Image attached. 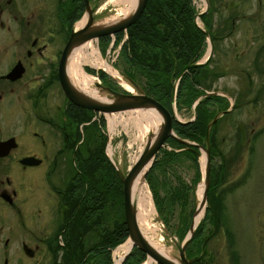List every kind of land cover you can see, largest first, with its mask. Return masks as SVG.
I'll list each match as a JSON object with an SVG mask.
<instances>
[{
  "label": "rangeland",
  "instance_id": "374dc122",
  "mask_svg": "<svg viewBox=\"0 0 264 264\" xmlns=\"http://www.w3.org/2000/svg\"><path fill=\"white\" fill-rule=\"evenodd\" d=\"M152 1L155 2L156 0ZM92 2L94 6L91 8L93 17L96 18L95 21L112 13L117 7L108 0H92ZM187 3L192 9V18L202 27V23L197 18L196 13L198 14L202 10L203 0H188ZM50 8L52 9L53 5ZM33 9L36 10V7L34 6ZM82 9L84 10V7ZM222 13L225 20L233 18L235 20L234 25H237V27L234 26V30L229 35H225V39L217 42L214 56H210L209 59L198 66L207 64L206 73L201 78L208 85V88H203L202 90L222 94L227 101L225 103L226 108L217 110L215 113L219 116L213 128L215 144L221 155L220 163H223V168L226 171L225 176L223 172L221 174L222 178L220 177L215 187H212L209 197L206 190L204 214L199 220V224L202 223L203 225L201 235L195 238L193 235L197 228L195 227L191 238L185 246L184 255L186 258L191 259L189 264H264V7L255 9V5L252 4L244 5L243 9L241 7L232 9L223 7ZM81 18L79 16L76 22ZM76 22L73 29H75ZM125 29L114 32L112 36L103 35V37L108 36L112 40L109 41L107 39L105 44H103L105 38H101L98 43L97 40H91L96 45L99 56L115 69L121 79L109 74L104 67H96L85 63L81 65V68L83 71L84 67L93 68L95 73L84 72L99 83L97 72L102 70L107 74L105 83L108 85L104 84L105 87L118 92L125 89L127 92L133 93L135 92L134 88L123 75L126 72L127 63L123 56L120 55L122 42L115 40V35L118 32H122V38L126 35ZM250 35L252 37H248ZM206 57L207 53L204 52L194 62L202 61ZM191 75L193 78H198L200 72L189 76ZM136 76L139 83L143 84L148 81L145 75L140 76L137 74ZM192 76L190 80H192ZM124 83L129 85L131 90L126 89ZM94 85L93 87L98 88V93H105L98 85ZM201 97L203 95L200 94L193 103L198 102ZM15 104L14 115L12 114L5 122L1 121L0 128L6 130L4 134H21V141L27 144L31 142L30 130L31 126L33 128L35 125L34 117L31 121V126L25 125L20 114L22 103L16 101ZM194 106L192 108L191 105V108L186 107V109L184 106H180L179 110L173 109L174 118L179 123L193 121L196 117ZM136 110L129 109L110 113L114 116L113 123L110 124L106 118L107 113L104 115L106 119H104V132L105 135L107 134V145L105 142L104 151L107 157H110L121 171L127 169L130 165L129 160L132 154L137 152L139 148L141 149L146 138L153 134L152 126H149L143 134L144 142H141L138 138L145 122L144 120L140 121L141 127L136 126L139 121L134 119ZM85 124L86 131L90 132L88 135L91 139L90 147L92 148V144H94V148L97 149L101 142L100 129L94 125L90 130L93 122L87 121ZM207 124L208 121L205 122L204 131ZM159 125H161V122ZM210 127H208L207 133H209ZM82 131L84 135L85 131L83 128ZM4 134L0 135V137ZM164 140L161 147L169 150L173 149ZM108 145L112 148L111 152L108 151ZM36 147L37 145L34 144V148ZM196 153L198 154L196 163L187 155H174L167 164L160 167L162 169H157L152 174H149L150 178L148 180L144 178L146 187L151 195L150 197H152L153 208L156 209L154 210V220L159 229L158 233L162 236L166 246H170L174 259H177L176 244L181 242L184 236L182 234L186 227H189L194 209L195 186L201 180L203 174L204 151L200 149ZM4 162L8 164V160ZM218 164L219 158L214 155L209 160V179L211 175L210 167H214V171H216L219 168ZM13 167L11 165L9 169L0 171V179L3 182V174L5 172L11 173ZM13 172L15 174L11 175V177L13 176L20 188L16 208H19L23 213L35 211L36 207L46 210V199L43 196L45 194L44 186L40 187L41 183L39 182L38 187L29 197L27 190L22 186L21 182L23 179L20 174ZM147 172L148 170H146L143 177H146ZM107 195H109V198L106 201H102V205L98 210L96 209L93 226L86 229L83 234L84 247L91 244L94 245L97 242V230L101 226H106L108 231L116 223L125 222L122 186L119 195L112 193V191ZM39 196L41 198L37 199ZM210 202L215 203V206L217 205L216 208L213 205L211 215L206 210ZM217 207L219 208L217 209ZM11 210V207L2 202L0 203V238L13 231L18 233L17 231L22 230L20 228L22 224L19 223H24V220L9 217L12 216L9 213ZM213 213L215 216H213ZM80 222L83 223V221ZM85 225L88 226L87 221L83 224V227ZM68 228L69 224H67L65 230H68ZM22 236L23 234L10 236V242H14L12 250H9V248L8 250H2L0 248V264H2L3 256L9 260L12 258V261H14L13 258L16 254L22 253L17 246V241ZM13 239L15 240L13 241ZM125 239L115 243L109 249L108 255L112 262L111 264H115L117 261H115V257L113 258L112 251L119 247ZM65 249L60 257L62 262L64 260L63 255L65 256ZM83 257L84 253L81 260ZM47 258L50 260V257ZM56 259L53 257L52 261L47 260L45 264L53 263ZM122 260H119V262L121 263ZM145 260L147 258L141 259L138 264H142ZM84 263L92 264L91 261L85 262V260L79 263L76 261L75 264ZM152 263L155 264L154 261L150 264Z\"/></svg>",
  "mask_w": 264,
  "mask_h": 264
},
{
  "label": "flooded vegetation",
  "instance_id": "af4514ba",
  "mask_svg": "<svg viewBox=\"0 0 264 264\" xmlns=\"http://www.w3.org/2000/svg\"><path fill=\"white\" fill-rule=\"evenodd\" d=\"M87 2L94 6L92 0ZM249 4L255 5V9L263 8L264 0H203L202 10L196 13L202 27L192 20L204 43L199 56L204 52L214 56L217 42L234 30L235 20L224 19L223 7L243 9ZM80 5L84 7L83 0H0V122H5L15 112L16 101L22 103L20 114L24 124L31 126L33 117L35 122L30 130L31 142L27 144L21 141V134H4L6 130L0 128V135L4 134L0 141L13 138L15 144L0 156V171L13 165V171L23 179L21 183L28 196L31 197L40 182L46 199V210L36 207L35 211L23 213L16 208L20 188L11 177L15 173L3 174L4 182L0 179V203L12 208L9 212L12 216L9 217L24 220V223H19L23 231H13L0 238V248L12 250L14 242H10V236L23 234L17 241L22 253H17L14 261L3 256L2 264H45L49 260L47 257H50L49 261L57 258L50 264H69L66 256L63 255V262L60 257L65 248L73 247V240L76 242L75 259L79 247L85 251L93 245L84 247L83 235L81 239L70 236L67 243L63 234L71 218H74V226H78L80 221H83L82 225L87 221L88 226L83 227V233L95 221L96 149L94 144L90 147V132L84 126L87 121L93 122L90 130L94 125L100 129L102 154L111 166L110 160L113 161L104 151L107 135L104 132L105 113L72 103L60 83L63 78L69 82L71 50L64 56L62 54L69 30L78 19ZM102 37L96 39L97 43ZM108 39L111 40L110 37ZM125 39L126 35L120 42ZM25 158L32 162L21 163ZM7 160L8 164L4 162ZM87 255L90 256V251L82 259L85 260ZM75 259L71 260L73 264ZM89 261L93 262V257Z\"/></svg>",
  "mask_w": 264,
  "mask_h": 264
},
{
  "label": "trees",
  "instance_id": "16d2710c",
  "mask_svg": "<svg viewBox=\"0 0 264 264\" xmlns=\"http://www.w3.org/2000/svg\"><path fill=\"white\" fill-rule=\"evenodd\" d=\"M187 1L188 0H156L153 2L152 0H147L138 18L125 29L126 39L120 46V55L123 56L127 63L126 72H124L125 75L137 82L146 94L151 95L167 110L170 109L171 105L170 92L175 76L182 66L194 62L195 59L199 57L204 45L201 32L192 22L193 13ZM79 9L80 13L82 9L81 5ZM79 13L76 17H79ZM102 38H105L103 41V44H105L108 37ZM121 38L122 32H118L115 35V40L119 41ZM206 70L207 64L191 67L185 71L178 79L174 96L175 108L179 110L180 106H184L185 109L186 107L191 108L193 101L198 98L200 94L203 95L194 106L196 117L193 121L179 123L176 120H172L171 124L172 130L178 138L194 141L197 145H204L205 122L209 121L217 110H224L226 108L225 103H227L223 96L204 95L205 90L202 89L208 88V85L204 83L201 77L204 76ZM87 71L93 72L91 69H87ZM198 72H200L199 77L193 78L191 75L192 80H190L191 76L189 75L197 74ZM137 74L140 76L145 75L148 81L143 84L139 83L136 79ZM97 75L101 83L106 84L107 75L102 71H98ZM216 121L217 120L212 122L210 127L208 145L209 160H211L214 155H217L219 158V168L214 171V167H210L211 175L207 188L208 197L210 196L212 187H215L220 177L222 178L221 174L223 172L225 176L226 171L225 168H223V163H220V151L215 144L213 128ZM102 141L103 137H101V142L94 153L97 178L95 182V201L97 210L102 205V201H106V199L109 198V195H107L109 192L112 191V193L119 195L121 188V182L114 168L102 154ZM164 141L171 145L174 150L161 147L156 152L147 175L144 177L147 180L150 178L149 174H152L157 169H162L160 167L167 164L174 155H187L196 163V146L186 144L170 136ZM213 205L215 206V203L213 204L210 202L206 209L209 215H211ZM218 208L219 207H217V209ZM213 216H215L214 213ZM73 219L74 218H71L70 220L72 221L67 222L69 228L63 233L67 243L70 242V236L74 238L79 237L81 239V236L84 234L82 223L79 222L78 226H74ZM202 227V223L197 225L193 234L195 238L201 235ZM187 228L188 226L182 235H185ZM97 234L98 240L90 250L81 251V247L78 248V257L76 259V242L73 240V247L65 249V256L69 264H73L72 261L74 259L78 263L81 261L84 262L83 259L81 260V257L83 253L88 254L89 251L90 256H86L85 262L93 257L92 264H111L108 255L109 249L114 246L115 243L125 239L127 235L126 226L123 222L116 223L111 227V230L108 231L106 226H101L100 229L97 230ZM144 258V253L136 247H133L124 257L121 264H138V261Z\"/></svg>",
  "mask_w": 264,
  "mask_h": 264
},
{
  "label": "water",
  "instance_id": "95a60500",
  "mask_svg": "<svg viewBox=\"0 0 264 264\" xmlns=\"http://www.w3.org/2000/svg\"><path fill=\"white\" fill-rule=\"evenodd\" d=\"M84 1V10H83V16H86L85 24L76 29H71L70 34L68 36V39L65 43L64 50H63V56L68 50H72V48L76 44H80L82 42H85L90 39H94L96 37H100L103 35H111L116 31L124 30L128 25H130L132 22H134L137 17L142 12L146 0H136L134 9L132 10L131 14L128 16L118 20L117 22L110 24V25H104V26H97L93 25L94 20L96 19L93 17V11L91 6L88 4L87 0ZM82 16V17H83ZM196 25V24H195ZM197 26V25H196ZM201 29V28H200ZM202 30V29H201ZM207 33V32H205ZM211 49L210 41H209V51ZM210 57V52H208L207 57L198 62L189 63L186 64L176 75V81L181 76V74L186 71L190 67H196L198 65L203 64L207 59ZM124 78L127 80V82L134 88L135 92H118L110 89L109 87H105L101 85L99 82L96 83L98 87L104 91V95L108 96L110 98L106 102H99L92 100L88 97H84L81 95L80 92L76 91L72 85L67 82L65 78L61 79V87L63 89L64 94L66 97L74 104L86 108L91 109L93 111L102 112V113H111V112H117V111H123V110H129V109H145V110H154L161 119V125L159 130L153 135H150L146 138L142 148L137 153L134 161L127 167L125 171H121L117 168V166L113 163V161L110 160L117 177L119 178L122 186V204H123V215H124V223L127 229L128 236L131 240V246H134L141 250L146 257L153 260L156 264H189L191 262V259L186 258L184 255V249L186 244L188 243L189 239L191 238L194 229L196 225H193V213L192 217L190 219L189 227L183 236L180 243L176 244V251H177V263L161 256L159 253H157L155 250H153L142 238V236L139 233L136 218H135V212L132 207L131 198H130V185L133 177L142 169L145 167L144 173L148 167L151 165L152 159L156 151L161 146L163 140L167 136H171L179 141H182L184 143H187L181 139H179L172 131L171 128V120L174 118V111H173V98L175 94V87L172 85L171 92H170V98H171V105L170 110L168 111L166 108H164L159 102H157L154 98L151 96H148L143 92V90L130 78L127 76H124ZM204 95H222L214 92H205ZM196 102H194L195 104ZM230 109V108H229ZM227 111V110H226ZM219 115L215 114L213 118H211L208 121L207 127L204 132V142L205 146H199V149L204 151L205 155V162H204V168H203V174H202V181H203V192H202V203L205 202V196H206V190L209 184V159H208V127L210 124L217 119ZM175 119V118H174ZM177 120V119H175ZM13 138H9L5 141H0V156H3L7 153L9 148L14 147ZM21 163H31L32 160H29L27 158L21 160ZM37 161H34L33 163H36Z\"/></svg>",
  "mask_w": 264,
  "mask_h": 264
},
{
  "label": "bare ground",
  "instance_id": "6f19581e",
  "mask_svg": "<svg viewBox=\"0 0 264 264\" xmlns=\"http://www.w3.org/2000/svg\"><path fill=\"white\" fill-rule=\"evenodd\" d=\"M108 1H110L112 4H115L117 7L112 13L96 21L94 20L93 25L104 26V25H110V24L117 22L118 20L131 14L132 10L134 9L135 3H136V0H108ZM85 21H86V16H83L78 22H76L75 28L82 27L85 24ZM70 54H71V58H70V67L68 69V80H69V83L72 85V87L76 91L80 92L81 95L84 97H88L92 100L99 101V102L108 101L109 98L103 95L104 93L103 94L98 93V90H97L98 88L93 87L95 86L94 84H96L95 79L92 76L86 74L81 68V65L85 63H88L96 67H104V69H106L105 71L109 72L114 77L121 79V77L118 75L115 69H113L109 63H107L103 58L99 56L96 45H94L91 40L85 41L84 43L76 44L72 48ZM124 85L126 89L131 90L129 85H127L126 83H124ZM106 118L109 124L113 123V120H114L113 115H111L110 113H107ZM134 119L139 120V121L137 120L138 122L136 124V126L138 127H141L140 121L144 120L146 124V125L144 124V126L142 127L140 131V135L138 137L141 140V142H144L143 134L145 133V130H147L149 126H152L153 135L160 128L159 123L161 122V119L154 110L137 109L134 114ZM111 149H112L111 146L108 145L109 152H111ZM139 150L140 148L138 149V151ZM138 151L132 154V157L129 160V164H131L134 161ZM118 165H119V162H118ZM117 168L120 169L118 166ZM144 170H145V167L142 168L133 177L131 181V185H130V198H131L132 207L135 212V218H136V223H137L139 233L142 236L143 240L153 250H155L161 256L177 263V261L172 257V253L169 248L170 246L169 247L166 246V244L164 243L162 239V236L158 233L159 229H158V226L155 224V220H154L155 219L154 210L156 209L153 208L154 206L151 201L152 197H150L151 195L149 194V191L144 182V177H143ZM202 192H203V181L201 178V180H199L197 185L195 186V191H194V213H193V219H192L193 225H196L198 221L201 219L202 215L204 214L203 213L204 204L202 203ZM130 246H131V240L127 238L119 247H117L114 250L118 254L119 259L123 256L125 252H127L130 249ZM151 262L152 260L147 257V260H145L142 264H150Z\"/></svg>",
  "mask_w": 264,
  "mask_h": 264
}]
</instances>
